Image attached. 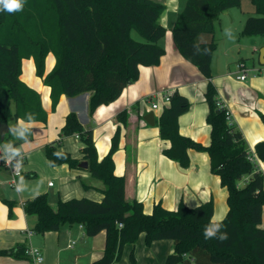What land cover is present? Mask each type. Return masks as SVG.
<instances>
[{"label": "trees", "instance_id": "trees-1", "mask_svg": "<svg viewBox=\"0 0 264 264\" xmlns=\"http://www.w3.org/2000/svg\"><path fill=\"white\" fill-rule=\"evenodd\" d=\"M242 1L186 0L172 27L177 48L210 79L205 93L210 144L181 132L179 117L191 103L178 90L159 117L161 137L170 142L163 149L165 155L189 166L190 148L209 154L211 171L220 176L228 192L225 218L213 220L212 200L197 206L180 202L176 210L158 202L147 213L142 201L126 198V177L115 171L114 153L119 147L121 126L109 152L100 158L92 129L85 128L78 115L70 112L61 135H80L83 159L88 161L91 174L103 181L104 196L101 200L86 196L59 199L56 208L47 193L27 200L26 212L37 215V232L59 230L65 224H82L89 236L106 231L102 256L89 264L116 263L125 245L135 244L142 233L146 234L147 245L160 239L174 240L175 251L167 256L166 264H264V172L251 159L253 153L242 130L230 122L227 108L218 105L217 88L211 80L217 42L199 40L201 33L215 31L214 22L224 10L240 6ZM251 1L257 14L246 18L241 37L264 35V0ZM165 9L166 4L159 0H24L22 10H0V123L11 126L4 139L0 137L6 151L16 153L22 142L33 137L32 126L20 120L48 118L40 92L21 78L24 58H34L37 75L51 87L53 108L62 94L75 96L90 91L93 114L99 106L118 99L125 87L139 78L141 65L161 61L166 52L161 43L167 31L161 22ZM50 52L56 63L46 73ZM118 119L127 124V110L121 111ZM255 151L264 161V140L257 142ZM45 152L53 165L79 167L81 162L62 148L60 140L49 143ZM217 224L216 235L206 237V231ZM221 235L226 239L221 240ZM25 251L26 246L19 244L0 249V254L28 257ZM131 258L135 260L134 251Z\"/></svg>", "mask_w": 264, "mask_h": 264}, {"label": "crops", "instance_id": "crops-1", "mask_svg": "<svg viewBox=\"0 0 264 264\" xmlns=\"http://www.w3.org/2000/svg\"><path fill=\"white\" fill-rule=\"evenodd\" d=\"M159 1L166 4L161 22L167 29L161 40L166 49L161 61L156 65H141L139 78L125 87L118 99L99 106L93 114L89 107L90 91L75 96L62 94L53 108L51 87L37 75L34 58L23 59L21 78L40 92L48 118L47 121L20 120L21 124L33 128V137L19 146V150L25 153L23 169L25 174L36 173V176L21 177L19 186H13L10 183V170L0 158V249L14 248L19 244L38 246L45 255L41 264H89L102 256L106 231L89 236L81 224H65L59 230L37 232L34 229L37 215L28 214L24 206L27 200L41 193L48 194L54 208L59 199L86 196L101 200L104 196L103 181L94 177L89 168L71 167L67 163L53 165L46 155V146L60 140L63 149L81 161L85 160L82 152L84 143L80 136L61 135L70 112L78 115L85 128L92 129L100 158L109 152L112 138L118 126H121L119 147L114 153L115 171L126 177V198L142 201L147 213H151L158 202L170 210H176L180 202L197 206L212 200L213 220L220 221L227 215L228 192L222 186L220 176L211 171L207 152L190 148L189 166L181 165L163 152L170 142L160 134L159 117L162 109H154L147 96L163 88H175L186 95L191 105L179 117L180 130L208 145L211 142V125L207 122L209 103L205 93L210 79L180 52L173 39L172 27L186 0L183 3L180 0ZM205 34L209 36L204 39L202 37ZM228 36L227 40L222 38L226 44L224 65L216 64L214 54L211 80L217 88L218 99L230 110L233 123L242 130L248 149L256 156L264 172V161L255 151L257 142L264 140V64L260 60L264 37L252 35L243 38V43H248L253 51L258 52L262 67L254 63L247 78L241 80L238 78L237 60L232 62L230 59L237 57V27L230 30ZM212 39L214 34L209 32L199 35V40L203 42ZM233 52L236 54L232 57ZM241 60L246 62L244 57ZM55 63L56 57L50 52L46 59V73ZM123 110L128 113L127 124L118 119ZM150 112L155 114L153 122L152 118L146 119ZM51 181L53 184H50ZM5 199L12 201V204L9 205ZM261 226L264 228V210ZM29 230H33V233L29 234ZM145 237L146 234L142 233L135 244L127 243L122 259L114 264H166L167 256L175 251L174 240L160 239L147 245ZM132 251L135 254L134 262L129 260ZM0 264L34 262L30 257L0 254Z\"/></svg>", "mask_w": 264, "mask_h": 264}, {"label": "rangeland", "instance_id": "rangeland-1", "mask_svg": "<svg viewBox=\"0 0 264 264\" xmlns=\"http://www.w3.org/2000/svg\"><path fill=\"white\" fill-rule=\"evenodd\" d=\"M180 1L183 3L185 0H180ZM226 10L227 11L224 10L214 22L215 31L212 34H214V39L217 42V49L215 51L216 64L222 67L224 65L223 53L225 52L226 44L223 43L222 38H225V40H227L229 38L228 36L229 31L237 27V57L230 59L232 60V62L237 60L238 63L240 61H243L241 60V58L244 57L246 59V64L249 67L252 68L254 63L256 64L257 67H262V64L259 62L258 52L253 51L252 48L249 47L248 43L246 42L243 43L242 41L243 38L249 36H244V37L240 36V32L243 28L246 18L249 15L257 14L255 10V5L252 3L251 0H244L243 4H241L240 6H232ZM207 36H209V34L203 35L202 38L205 39L207 38ZM260 36L264 37V35H259V37ZM235 54L236 53L233 52L232 57ZM149 101L152 102L151 99ZM246 179L247 178H244L239 182L241 186L245 184ZM129 260H131V262L132 261L134 262V260L131 257L129 258Z\"/></svg>", "mask_w": 264, "mask_h": 264}, {"label": "built area", "instance_id": "built-area-1", "mask_svg": "<svg viewBox=\"0 0 264 264\" xmlns=\"http://www.w3.org/2000/svg\"><path fill=\"white\" fill-rule=\"evenodd\" d=\"M238 78L241 80H245L248 76L251 67H249L246 62L240 61L236 64ZM175 88H163L158 89L147 96V99L152 101V107L154 109H163L165 105L169 104L171 101L172 95L175 93ZM218 105L225 106V104L218 99ZM226 107V106H225ZM227 108V107H226ZM228 118L231 123H233L232 116L230 110L227 108ZM80 136L79 134H76ZM0 158L3 164L10 170L11 179L10 183L13 186H19V179L24 175V160H25V153L21 150H17L14 154H9L5 147L3 146L2 142L0 141ZM252 160H257L256 156L253 154L251 156ZM50 184H53L51 181ZM82 225V224H81ZM84 226V225H82ZM29 234L33 233V230L28 231ZM26 254L28 257L32 259L34 264H41L45 259V255L43 250L32 244L26 246Z\"/></svg>", "mask_w": 264, "mask_h": 264}, {"label": "clouds", "instance_id": "clouds-1", "mask_svg": "<svg viewBox=\"0 0 264 264\" xmlns=\"http://www.w3.org/2000/svg\"><path fill=\"white\" fill-rule=\"evenodd\" d=\"M23 4L24 0H0V10H6L8 12L19 11L22 10ZM20 134L23 135L22 132ZM218 229V224L212 228H209L205 233L206 237L215 236ZM219 238L221 240L226 239V235H221Z\"/></svg>", "mask_w": 264, "mask_h": 264}, {"label": "water", "instance_id": "water-1", "mask_svg": "<svg viewBox=\"0 0 264 264\" xmlns=\"http://www.w3.org/2000/svg\"><path fill=\"white\" fill-rule=\"evenodd\" d=\"M227 11V10H225ZM260 60L261 63L264 64V46L260 49ZM154 112H150L147 114L146 119L149 120L152 118V122H153V118H154ZM10 124L9 123H0V137L1 139H4L6 133L10 130ZM79 166L84 167V168H88L89 167V163L87 160H82L79 163Z\"/></svg>", "mask_w": 264, "mask_h": 264}]
</instances>
